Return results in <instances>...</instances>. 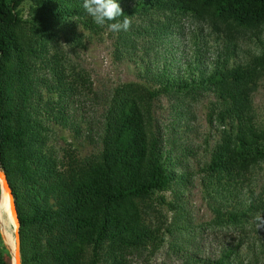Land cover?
I'll return each mask as SVG.
<instances>
[{
    "label": "trees",
    "instance_id": "1",
    "mask_svg": "<svg viewBox=\"0 0 264 264\" xmlns=\"http://www.w3.org/2000/svg\"><path fill=\"white\" fill-rule=\"evenodd\" d=\"M117 3L132 21L127 31L96 25L82 0H0V167L16 204L22 264H129V254L157 249L170 231L147 221L150 210L160 214L153 200L165 201L155 194L172 189L177 196L191 175L177 168L178 157L165 149L156 128L154 106L163 96L175 102L211 98L213 140L196 172L212 222L245 228L264 213L263 199L251 189L264 164V127L253 104L264 75V0ZM184 20L197 26L180 58L175 50ZM104 33L137 78L104 97L93 151L60 155L48 144L50 122L74 126L66 110L74 95L100 100L90 75L57 44L80 46ZM246 35L259 48L242 57ZM6 202L10 227L17 229ZM168 204L177 209L176 200ZM258 244L260 256L254 243L251 257L239 253L240 243L212 254L177 247L184 264H264V243ZM0 264H11L8 252L0 250Z\"/></svg>",
    "mask_w": 264,
    "mask_h": 264
},
{
    "label": "rangeland",
    "instance_id": "2",
    "mask_svg": "<svg viewBox=\"0 0 264 264\" xmlns=\"http://www.w3.org/2000/svg\"><path fill=\"white\" fill-rule=\"evenodd\" d=\"M195 26L197 24L191 21L181 22V35L178 36L180 40L176 42L178 46L175 50L177 57L184 58L189 46H192L189 38ZM260 39L264 43V29ZM112 42L113 37L104 33L86 37L80 46L65 40H60L57 44L75 68L85 70L90 75L100 100L94 103L87 97L74 95L66 103V110L70 113L74 126L64 128L50 122L48 144L60 155L66 150H72L79 156L90 154L94 149L97 120L102 112L104 97L119 83L137 78L132 62L120 61L115 57ZM208 45L217 47L213 39H209ZM211 46L209 52L213 53ZM199 47L201 48V43ZM258 48V40L246 35L242 42V57L249 52H257ZM210 99L204 95L194 100L180 99L175 102L163 96L155 102V124L163 136L165 149L172 156L178 157L177 168L181 167V170L188 171L191 175L185 185L180 187L177 196L172 189L155 194V197L163 196L165 201L161 203L157 198L153 200L154 207L160 210V214L150 210L147 221L153 227L163 224V228H168L170 232H166L157 249L129 254V264H184L183 251L177 244H182L190 251L212 254L217 253L223 245L240 243L239 253L251 257L248 249L256 243L258 247H254V251L260 256L258 243H264V230H256L254 219H250L245 228L213 223L212 211L203 194L200 174L196 170L207 159L213 140V130L207 121ZM253 104L257 121L264 127V75L253 93ZM256 173L251 185L252 193L255 198H261L264 202V164ZM1 194L0 204L5 218H0V250L10 254L16 248V229L10 227L9 206L6 202L8 197L4 188ZM175 200L178 204L176 211L169 209L168 204H174Z\"/></svg>",
    "mask_w": 264,
    "mask_h": 264
},
{
    "label": "clouds",
    "instance_id": "3",
    "mask_svg": "<svg viewBox=\"0 0 264 264\" xmlns=\"http://www.w3.org/2000/svg\"><path fill=\"white\" fill-rule=\"evenodd\" d=\"M82 8L101 27L107 26L109 31H127L131 27V19L124 15L117 0H82ZM256 230H264V213L254 217Z\"/></svg>",
    "mask_w": 264,
    "mask_h": 264
},
{
    "label": "water",
    "instance_id": "4",
    "mask_svg": "<svg viewBox=\"0 0 264 264\" xmlns=\"http://www.w3.org/2000/svg\"><path fill=\"white\" fill-rule=\"evenodd\" d=\"M0 179L2 181V185L3 187L8 191V193L10 194V196L12 197L13 200V210H14V214H15V220H16V225H17V229L15 232V236L17 239V243H18V253H19V258L15 259V257H13L11 254V264H22L21 263V256H20V235H19V218H18V213H17V209H16V204L14 201V196L10 187V184L8 182L7 176L5 171L3 170V168L0 167Z\"/></svg>",
    "mask_w": 264,
    "mask_h": 264
},
{
    "label": "bare ground",
    "instance_id": "5",
    "mask_svg": "<svg viewBox=\"0 0 264 264\" xmlns=\"http://www.w3.org/2000/svg\"><path fill=\"white\" fill-rule=\"evenodd\" d=\"M0 180H1V179H0ZM2 188H4V187H3L2 182H1V183H0V189H1V191H2ZM1 191H0V200H1V198H2ZM4 191H5V193H6L7 197H8V199L10 200V212L12 213V215H13L14 218H15V214H14V210H13V200H12V197L10 196V194L8 193V191H7L5 188H4ZM2 209H3V207H2V205L0 204V218H1V220H3V219L5 218V216H4V210H2ZM10 254H11L13 257H15V259L19 258L17 239H16V248H15L12 252H10Z\"/></svg>",
    "mask_w": 264,
    "mask_h": 264
}]
</instances>
